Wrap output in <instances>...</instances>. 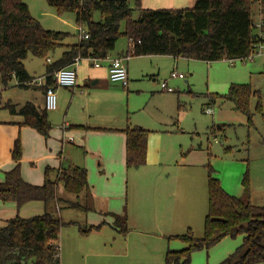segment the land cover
<instances>
[{
    "label": "rangeland",
    "instance_id": "rangeland-1",
    "mask_svg": "<svg viewBox=\"0 0 264 264\" xmlns=\"http://www.w3.org/2000/svg\"><path fill=\"white\" fill-rule=\"evenodd\" d=\"M23 1L44 29L69 34L63 41L65 46L49 55L52 62L61 58L67 45L80 42L82 31L88 32L87 25L77 23L75 14L60 15L47 0ZM130 3L136 8V0ZM133 17L138 19L139 13L135 11ZM93 20L101 21L99 12L94 13ZM124 26L122 24V29ZM128 45L129 40L122 36L110 55L122 53ZM46 62V59L29 56L24 63L26 70L38 77L45 74ZM93 69L96 67L89 59L81 60L77 67L78 87L72 111L75 121H81V107L89 104L87 119L91 124L105 127L109 121L123 116V127L142 126L150 130L147 163L137 169H127L124 163L123 166L108 164L102 166L104 171L99 173V160L95 158L91 181L103 194L123 193V214L128 217L129 231L121 233L108 224L91 231V225L96 222L90 219L99 220L101 215L86 214L88 209L82 212L62 205L57 213L64 223L59 237L61 264H167L169 251L188 246L172 237L191 229L197 238H203L208 213L209 171L223 183L228 194L241 197L240 189L247 172L252 180L254 172L250 169L264 163V59L231 65L227 60L208 64L199 60L174 61L167 56H139L129 61L127 87L109 82L101 93L88 94L85 84ZM173 72L183 74L185 79L172 78ZM165 81L174 89L173 93L164 92L161 84ZM234 84H248L259 94L251 95L245 111L224 98ZM56 93L58 109L49 110L48 114L58 131L64 128V111L57 89ZM41 94L35 88L18 87L16 80L5 87L0 78V124L13 119L10 111L4 108L6 104L11 101L19 104L17 109L28 101L39 104ZM210 96H218L215 103ZM44 102L45 99L43 108ZM208 109L212 113H207ZM99 138L102 145L109 146V135ZM83 156L89 155L83 153ZM159 176L170 178L169 185L161 187L162 181H154ZM178 177L182 180L178 181ZM165 196L168 197L165 217L156 219L158 204L154 201L160 198L165 201ZM107 200L95 199L87 203L103 211ZM106 220L110 219L106 217ZM243 243V235L226 237L210 248L195 251L190 264H225Z\"/></svg>",
    "mask_w": 264,
    "mask_h": 264
},
{
    "label": "trees",
    "instance_id": "trees-1",
    "mask_svg": "<svg viewBox=\"0 0 264 264\" xmlns=\"http://www.w3.org/2000/svg\"><path fill=\"white\" fill-rule=\"evenodd\" d=\"M136 1V8H133L130 0H47L60 15L75 14L79 25H87L90 38L67 45L59 60L47 64L44 88L54 86L55 73L73 65L77 58L107 59L122 36L132 40L129 57L172 56L207 63L246 57L259 42L255 7L264 4V0H198L192 8L158 10L144 9L141 1ZM135 11L139 13L138 19L133 17ZM95 12L100 13L101 21L93 20ZM68 36L64 32L44 29L23 0H0V78L3 85L8 87L15 79L18 86L26 87L33 79L24 63L28 57L48 60L51 53L65 46L63 41ZM251 95L259 94L248 84H234L224 98L245 111ZM4 108L12 115L23 117L22 125L35 129L46 139L50 137L52 124L45 108L39 109L30 102L20 109L11 103ZM122 132L126 134L127 168L144 166L151 132L139 127H128ZM22 155L23 148L18 140L12 150L15 167L0 183V200L15 202L19 208L31 202H42L45 212L30 218L17 216L0 228V264H61L59 237L64 223L57 213L62 205L70 209H88L79 200L72 202L66 198L70 195L79 198L89 190L87 169L64 168L56 179L49 177L47 169L44 184L37 186L26 182L22 176ZM60 186L64 195L59 192ZM243 186L241 197L231 196L209 171L208 213L203 238H197L191 229L172 237L188 246L182 251H169L167 264H190L195 251L239 235H244V243L225 264L264 263V206L253 203L248 172ZM115 226L121 233L129 231L126 213L115 215Z\"/></svg>",
    "mask_w": 264,
    "mask_h": 264
},
{
    "label": "crops",
    "instance_id": "crops-1",
    "mask_svg": "<svg viewBox=\"0 0 264 264\" xmlns=\"http://www.w3.org/2000/svg\"><path fill=\"white\" fill-rule=\"evenodd\" d=\"M140 1L142 8L158 10V9L192 8L198 0H140ZM255 12L257 14L255 17V26L258 25L259 23H262V26H264V4H259V6L255 9ZM256 33L257 35H259L260 33L264 35V27L262 30L256 28ZM128 49H129V45L127 49L122 53L116 54L114 56L110 55L111 54L110 53L107 59L101 61L102 63H104L103 66H101L100 64L99 67H96L94 65L93 59H89L93 62V66H95L96 69H93L91 71V75H87V83L85 84V88H86V92L87 90H89L88 94L101 93L102 89H104L107 85H109V82L112 84H118V85L120 84V83L112 82L109 78V66L111 61L115 58H127L125 64L128 70V77H129L128 64L130 59L135 57L128 56ZM167 57L174 59V61L180 60L172 56H167ZM226 60L229 61L228 59H225L223 61ZM52 63L54 62L47 61L45 64V68H47V64H52ZM27 72L33 78L31 82H29L26 85V87H20L18 86V82L16 80L17 86L20 88H24L26 90L30 88L38 89L42 93L41 94L42 99L39 102V104H35L31 101L28 102L34 104L37 108L42 109L46 89L44 88V85L38 86L33 84L32 82L39 78H42L44 82H46V72L44 75L38 77H33L28 70ZM154 81L156 82L157 80ZM129 82H130V78H129ZM76 87H78V85ZM122 87L124 86L122 85ZM75 88L72 89L57 88L59 98L61 99L60 106L64 111V121H63L64 128H58V131L55 130V125L53 124L54 121L50 120L52 124V130L50 132V137L48 139H46L41 134H39L35 129L22 125L23 118L19 115L11 114L13 117L11 121H4L0 124V183L5 181V174L11 171L15 167V162L12 157V150L14 148L16 141L19 140L23 148V155L21 160V172L26 182L37 186L43 185L46 179L47 169L51 171V172L49 171L48 173L49 177L52 179H56L60 171L64 168H71L72 166L86 168L88 174L89 190L83 193L79 198L73 195L66 196V198L69 200L74 199L72 200L73 202L77 200L84 201L86 202L85 206L88 205L87 202L95 201V199H99V200L108 199L107 207L103 211H99L95 207H90L88 205L89 211L85 212L86 214L92 213L93 215L95 214L97 216L101 215L104 219L102 221L101 216L99 220H97L94 217L93 219H90L91 221L96 222L91 225L90 230L91 231L98 230L97 227H99L100 229L103 225L108 224L113 226V228L116 231L120 232V229L115 226V215H123V196H122L123 193L118 195L116 194V192H105L107 194H103L102 191H100L96 187V185L92 183L90 178L91 175L90 172L91 170L92 171L94 170V166L92 162L93 163L95 162L96 160L95 158L99 160L98 161L99 173H101V170L104 171V168H102V166L108 164L117 163L123 166L124 163V165L127 168L126 134L122 132L127 127V125L126 127H123V116H120L117 119L115 118L114 120L109 121L108 125L105 127L91 124L87 119V113L90 106L89 104L81 107L80 110L81 121H75V117L72 115V111L75 107V90H76ZM210 99L212 102L214 103L216 102V98L210 96ZM11 104L16 106L19 105L12 103V101ZM69 119H74L75 122L71 123ZM79 126H81V128ZM82 127L84 128L82 129ZM137 127L144 129L142 126H137ZM108 132L109 134H107ZM105 135H109L111 137V140L108 144L109 146H107L106 143L102 145L103 142L99 138ZM66 151H68L69 153H67ZM83 153L89 156L84 158ZM67 162L69 163L67 165L68 167H65V164ZM157 164L162 166V163H157ZM260 166H264V163ZM260 166H256L255 168L250 169L251 172H254L253 178L251 180L252 200L255 205L264 206L263 205L264 204V167L258 169L257 167ZM261 174H263V177L261 176ZM181 180L182 178L178 177V181ZM154 181L157 182L162 181L161 187H164L166 185H169L170 178L165 179V177L159 176L158 178L154 179ZM222 184L223 183L221 182V186ZM223 186L222 188L226 189ZM240 190H241L240 192L243 195L244 186H242ZM59 192L61 195H64V190L62 186H60ZM236 194L238 195V193ZM112 195L115 196L112 197ZM231 196L240 197L236 195H231ZM166 197L167 196H165V201L163 200V198L154 201V204H158L157 205L158 207H155L156 214H154V218L161 219L165 217ZM80 211L83 212V210ZM44 212H45V205L42 202H31L19 208L15 202H3L0 200V228L4 227L9 220L17 216H20L22 218H30L33 216L42 215ZM106 217H108L110 220L107 221ZM184 249L181 250L177 249L172 251L177 252V251H182Z\"/></svg>",
    "mask_w": 264,
    "mask_h": 264
},
{
    "label": "built area",
    "instance_id": "built-area-1",
    "mask_svg": "<svg viewBox=\"0 0 264 264\" xmlns=\"http://www.w3.org/2000/svg\"><path fill=\"white\" fill-rule=\"evenodd\" d=\"M256 28L262 30L263 26L262 23H259L255 26ZM261 32V31H260ZM90 38V35L88 32L82 31L80 35V40H88ZM129 43L132 44V40L129 41ZM255 58H263L264 59V35L262 33L259 34V42L255 44L253 47V50L250 52V54L246 57L237 58V59H230L229 62L231 64H235L236 62H246L249 60H254ZM83 60L81 58H77L73 65L69 67H64L60 70H58L55 73L54 76V86H50L45 91V102H44V108L47 111H53L58 108V97L56 93L57 88H67L72 89L75 88L78 84V72L77 67L79 65V62ZM127 58H115L111 61L109 66V78L112 82L120 83L124 87H127L129 84V77H128V70L125 64V61ZM50 62V59L47 60ZM94 65L96 67L100 66V62L102 60H93ZM172 78H179L184 79L183 74H178L177 72L172 73ZM35 85L43 86L46 84L42 78L36 79L32 82ZM162 89L165 92L172 93L174 92V89L169 87L168 82H163L161 84ZM207 113H212L211 109L207 110Z\"/></svg>",
    "mask_w": 264,
    "mask_h": 264
}]
</instances>
